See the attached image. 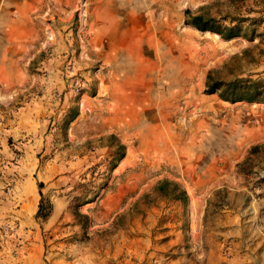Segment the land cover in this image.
Listing matches in <instances>:
<instances>
[{"label": "rangeland", "instance_id": "374dc122", "mask_svg": "<svg viewBox=\"0 0 264 264\" xmlns=\"http://www.w3.org/2000/svg\"><path fill=\"white\" fill-rule=\"evenodd\" d=\"M210 73L264 81V0H0V264L264 248V101Z\"/></svg>", "mask_w": 264, "mask_h": 264}, {"label": "trees", "instance_id": "16d2710c", "mask_svg": "<svg viewBox=\"0 0 264 264\" xmlns=\"http://www.w3.org/2000/svg\"><path fill=\"white\" fill-rule=\"evenodd\" d=\"M186 14H188L186 18V23H191L196 26L199 30H212L219 32L225 38H230L234 35H237L238 31H235L233 28L222 27L220 24L216 22L215 18L206 17L202 14L190 15V11L187 10ZM264 81H244L241 79H236L228 83L217 84L215 82L213 75L210 73L208 75V79L206 82V91L207 92H216L219 91V96L225 100H229L231 102L239 101V100H247V101H264ZM169 182H164V186L169 185ZM42 185V184H40ZM173 190H178L179 194L175 197L180 198L182 200L186 199L185 191L179 189L176 184H173ZM43 201L40 203V208L38 211V217L43 216ZM46 216V215H45ZM43 216V217H45Z\"/></svg>", "mask_w": 264, "mask_h": 264}, {"label": "crops", "instance_id": "0c3cea01", "mask_svg": "<svg viewBox=\"0 0 264 264\" xmlns=\"http://www.w3.org/2000/svg\"><path fill=\"white\" fill-rule=\"evenodd\" d=\"M13 36L22 37L19 41L23 43L25 33L17 32V23H12ZM18 42V43H19ZM233 256L228 262H215L214 264H264V248H231Z\"/></svg>", "mask_w": 264, "mask_h": 264}, {"label": "bare ground", "instance_id": "6f19581e", "mask_svg": "<svg viewBox=\"0 0 264 264\" xmlns=\"http://www.w3.org/2000/svg\"><path fill=\"white\" fill-rule=\"evenodd\" d=\"M212 36V35H211ZM213 38H217V35H213ZM199 200L194 196L193 197V203H194V209L198 210L200 203H198Z\"/></svg>", "mask_w": 264, "mask_h": 264}]
</instances>
